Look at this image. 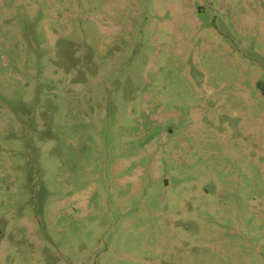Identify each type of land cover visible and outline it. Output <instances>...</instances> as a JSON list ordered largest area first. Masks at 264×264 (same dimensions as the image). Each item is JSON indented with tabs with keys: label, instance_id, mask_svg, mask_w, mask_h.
Here are the masks:
<instances>
[{
	"label": "rangeland",
	"instance_id": "1",
	"mask_svg": "<svg viewBox=\"0 0 264 264\" xmlns=\"http://www.w3.org/2000/svg\"><path fill=\"white\" fill-rule=\"evenodd\" d=\"M0 264H264V0H0Z\"/></svg>",
	"mask_w": 264,
	"mask_h": 264
}]
</instances>
